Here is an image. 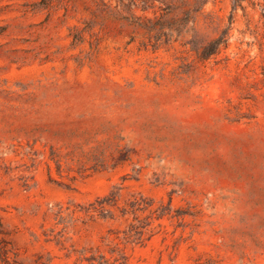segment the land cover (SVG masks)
<instances>
[{
	"label": "rangeland",
	"instance_id": "374dc122",
	"mask_svg": "<svg viewBox=\"0 0 264 264\" xmlns=\"http://www.w3.org/2000/svg\"><path fill=\"white\" fill-rule=\"evenodd\" d=\"M0 221L28 264H264V0H0Z\"/></svg>",
	"mask_w": 264,
	"mask_h": 264
},
{
	"label": "trees",
	"instance_id": "16d2710c",
	"mask_svg": "<svg viewBox=\"0 0 264 264\" xmlns=\"http://www.w3.org/2000/svg\"><path fill=\"white\" fill-rule=\"evenodd\" d=\"M239 3L242 0H234ZM224 43L221 38L212 41L203 52V57L209 56L217 51V49ZM0 264H28L19 257V253L12 240L9 238L2 221H0ZM35 264H50L37 261Z\"/></svg>",
	"mask_w": 264,
	"mask_h": 264
}]
</instances>
